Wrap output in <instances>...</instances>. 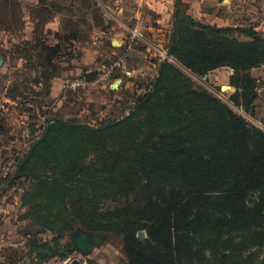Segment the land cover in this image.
Returning a JSON list of instances; mask_svg holds the SVG:
<instances>
[{"label": "rangeland", "instance_id": "1", "mask_svg": "<svg viewBox=\"0 0 264 264\" xmlns=\"http://www.w3.org/2000/svg\"><path fill=\"white\" fill-rule=\"evenodd\" d=\"M79 1L89 8L92 1L95 4L76 15V0H0V210L12 218L2 226L9 231H17L19 226L29 229L31 222L25 216L30 206L22 200L23 194L37 178L58 180L60 185L52 197L40 199L52 217L45 221L50 225L44 227L41 220L34 227L36 239L55 250L45 261L71 251L96 264H128L122 237L109 230L110 226L104 229L115 208H123L127 201L113 195L108 179L109 150H113L109 145L122 134L100 144L94 136L66 137L63 132L49 140V122L61 119L70 126L96 127L102 121H124L150 92L159 65L165 63L174 66L194 89L224 103L249 128L264 131V63L238 75L230 64L211 70L198 67L200 72H194L174 55V27L165 32L146 12L141 28L136 23L116 28L110 24L116 9H110L109 16L96 0ZM113 2L120 4V0ZM259 13L264 19V12ZM239 16L236 19L242 27H251L248 14ZM198 18L191 29L202 32L201 22L220 28L237 22L231 12L225 18ZM189 31L185 29L184 38ZM116 32L125 41L119 53L111 47ZM211 36L235 44L250 41L236 31ZM40 58L45 64L37 69ZM244 74L255 81V96H244L235 84ZM37 143L41 149L34 156V167L20 179L22 169L18 176L16 171ZM13 179L18 182L11 186L7 181ZM45 202H52V210ZM98 220L103 228L92 231ZM147 237L145 229L136 234L140 241ZM79 240L85 244L86 255L78 247ZM203 264L217 263L209 258Z\"/></svg>", "mask_w": 264, "mask_h": 264}, {"label": "trees", "instance_id": "2", "mask_svg": "<svg viewBox=\"0 0 264 264\" xmlns=\"http://www.w3.org/2000/svg\"><path fill=\"white\" fill-rule=\"evenodd\" d=\"M196 25L180 19L172 37L174 55L194 72H200L198 67L211 70L230 64L238 75L264 63V36L254 27L201 25L202 32L191 29ZM186 28L190 31L184 38ZM228 31L250 41L235 44L211 36ZM44 64L40 58L35 67ZM241 76L235 82L238 89L244 96L254 94L255 81ZM113 124L54 122L48 139L63 132L66 137L94 136L100 144L122 134L109 145L113 150H109L108 179L113 195L127 201L123 208H115L104 229L110 226L122 237L128 264H203L209 258L217 264H264V131L249 128L224 103L194 89L165 63L159 65L150 92L130 117ZM40 149L25 163L20 179L34 167ZM8 182L13 186L18 180ZM59 185L58 180L37 178L23 194L22 200L30 206L26 235L36 238L34 227L41 220L44 227L50 225L45 221L52 217L40 199L52 197ZM50 204L45 202L48 210ZM102 228L99 220L91 227L92 231ZM140 229L147 232L144 241L136 238Z\"/></svg>", "mask_w": 264, "mask_h": 264}, {"label": "crops", "instance_id": "3", "mask_svg": "<svg viewBox=\"0 0 264 264\" xmlns=\"http://www.w3.org/2000/svg\"><path fill=\"white\" fill-rule=\"evenodd\" d=\"M96 2L108 12L109 16V10L116 9L114 15L110 16L112 19L110 24L116 25V28L122 25H131V23H136V27L141 28L144 20L143 15L146 12L154 17L153 19L165 32L168 31V28L174 27L180 19L194 21L198 16L225 18L228 12L233 13L236 19L240 18V13L245 12L251 18L250 26L264 34V19L259 15V11L264 12V0H120V4H114L113 0H96ZM94 4L95 2L92 1L90 8L84 7L83 3L76 0L74 11L78 15L79 12L83 13L92 9ZM262 16L264 17V14ZM236 20L237 22L226 26L242 27L239 19ZM201 23L204 26L218 28L213 23ZM121 35V32H116L111 39V47L117 53L125 43L124 37ZM10 219L12 218H9V213L0 210V264H49L52 259L45 261V257L51 256L53 251L42 241L31 235H26L25 230L27 229L21 226L17 228V231L6 230V226H2L3 222ZM34 241H37L38 245L33 244ZM7 251L9 254H6ZM91 263L96 264L92 260Z\"/></svg>", "mask_w": 264, "mask_h": 264}, {"label": "built area", "instance_id": "4", "mask_svg": "<svg viewBox=\"0 0 264 264\" xmlns=\"http://www.w3.org/2000/svg\"><path fill=\"white\" fill-rule=\"evenodd\" d=\"M49 264H92L89 257L74 253L64 257L53 258Z\"/></svg>", "mask_w": 264, "mask_h": 264}, {"label": "water", "instance_id": "5", "mask_svg": "<svg viewBox=\"0 0 264 264\" xmlns=\"http://www.w3.org/2000/svg\"><path fill=\"white\" fill-rule=\"evenodd\" d=\"M170 55H172V50L170 51ZM52 122H64L63 120H61V119H54V120H52V121H50L49 122V126H48V128H47V131H46V135H47V133H48V131H49V129H50V125H51V123ZM45 135V136H46ZM38 146V143L31 149V151L28 153V155H27V157L23 160V162L20 164V166L18 167V169H17V171H16V174H15V176H18V174H19V172H20V170L22 169V166L25 164V162H26V160L31 156V154L33 153V151L35 150V148ZM33 244H35V245H38L37 244V241H34L33 242ZM77 244H78V247L81 249V251L86 255L87 253H86V250H85V244H84V242H82V241H78L77 242ZM42 252V251H41ZM43 252H46V251H43ZM85 257H87V256H85Z\"/></svg>", "mask_w": 264, "mask_h": 264}]
</instances>
